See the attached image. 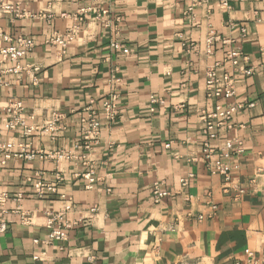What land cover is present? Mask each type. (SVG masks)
I'll use <instances>...</instances> for the list:
<instances>
[{"label": "crops", "instance_id": "obj_1", "mask_svg": "<svg viewBox=\"0 0 264 264\" xmlns=\"http://www.w3.org/2000/svg\"><path fill=\"white\" fill-rule=\"evenodd\" d=\"M9 1L20 3L26 14H0V28L34 40L22 62L36 63L40 72L36 84L25 74H4L0 107L22 101L33 125L52 111L66 117L50 139L40 132L26 138L20 129L8 131L7 117L1 116L0 139L30 141L34 149H66L78 158L59 165L11 159L1 168L0 190L10 197L22 192V210L33 217L30 224L21 223L12 212L15 203L8 201L0 264H249L248 252L256 264H264V0H230L229 8L210 0L192 11L187 10L191 0H111V16L120 17L116 37L88 18L66 48L44 39L64 32L72 20L62 14L88 0ZM211 31L218 38L209 47ZM112 39L119 49L111 48ZM229 49L253 68L250 75L235 76L234 99L254 105L240 110L232 128L220 130L213 141L222 152L225 139L242 142V153L224 157L238 166L224 191L221 177L209 174L201 155L198 116L201 109L225 102L206 97L205 72L214 63L219 75L230 71L223 61ZM12 66L7 61L0 68ZM111 77L117 79L119 113L111 124L102 121L98 142L84 159L97 179L86 188L87 180L77 176L88 170L81 157L86 152L71 111L90 101L98 107L111 89ZM150 95L165 104L151 111ZM56 171L63 177L56 192L36 197L33 181L55 183ZM155 181L170 194L159 203L152 196ZM62 194L76 206L67 217L80 222L60 248L47 242L45 221L46 213L61 209Z\"/></svg>", "mask_w": 264, "mask_h": 264}, {"label": "built area", "instance_id": "obj_2", "mask_svg": "<svg viewBox=\"0 0 264 264\" xmlns=\"http://www.w3.org/2000/svg\"><path fill=\"white\" fill-rule=\"evenodd\" d=\"M89 4L76 9L71 13H63L62 16L72 20L70 26L64 32H53L44 39V43L52 46H60L66 48L76 38L79 29L88 18H92L100 22V24L108 29L112 35L116 37L118 30L119 16L112 17L110 12L111 0H88ZM210 0H191L188 11H192L195 6L209 2ZM219 4L225 8H229L230 0H218ZM0 14L11 15L12 17H22L26 11L18 2H11L9 0H0ZM46 18L51 20V14ZM244 32V29H242ZM218 37L211 31L207 38V44L210 47L214 39ZM226 43V41H224ZM35 46V42L31 37L15 34L11 35L4 32L0 28V66L2 63L10 61L13 63L12 67L5 70L0 68V85H5L3 75L6 73H14L17 76L27 75L30 77V82L38 83V76L40 66L34 62H22V60L31 53ZM111 48L117 50L121 47L120 43L112 39L110 42ZM210 49V48H209ZM229 65L230 71H224L222 74L217 73V66L219 63H214L206 68L205 78V93L208 99H224V103H218L212 109H201L199 111V119L203 123L202 127V141L200 144V152L205 161L206 169L210 175L221 177L223 190L228 191L230 183L233 180L232 170L237 168V165H232L224 160V157L230 155H237L243 152L242 142L239 139L231 138L224 140V152L220 151L218 147L213 145V141L217 139L218 133L222 129H231L232 120L234 116L245 107H252L253 103H244L235 100L236 82L235 76L238 73L250 75L253 72L252 67H246L247 59L239 51L229 49L225 52L223 60ZM111 89L109 93L100 101L99 106L95 107L94 101H90L85 107L80 110H72L71 114L77 116L80 122V132L83 141V149L85 154L81 155L82 162L87 164L88 170L79 173L87 180L86 188H91L92 184L97 180L93 174V166L85 163L87 153L91 150L92 145L98 142L101 133V124L104 121L106 124H111L119 113V98L120 93L115 86L117 79L111 77ZM150 110L155 109V105H164L165 101L155 95L149 96ZM25 107L20 100L9 102L5 106L0 107V117L6 116L4 127L8 131H16L20 129L22 137H32L34 133L40 132L42 135L54 139L55 132L59 128L60 122L66 117V113L62 111H52L50 116L43 121L41 125H33L27 123V117L24 115ZM31 118V116L29 117ZM167 147L169 145H166ZM78 156L66 149L44 150L34 149L31 147L30 141L14 140L13 137L2 140L0 139V172L1 168L11 159H21L24 161L39 160H53L57 165L62 161H76ZM189 177L191 176L188 175ZM189 177L181 178L182 186L187 185ZM63 177L58 171L55 172V183L45 182L41 180L33 181V193L38 198H43L48 193H55L57 185L61 183ZM242 191L239 190V193ZM170 194L161 189V182L155 181L152 185V196L155 203H159L164 197ZM24 195L18 192L13 197L5 191L0 190V233L7 230V221L5 215L9 212L8 201L11 199L15 203V208L12 212L19 215V220L23 224H30L32 222V213L22 210V201ZM61 209L46 213L45 226L48 231L47 242H55L60 245L67 240L68 231L80 222V218L70 220L67 215L75 210V204L71 197L62 194ZM213 208H215L213 206ZM95 211V207L91 208ZM202 219V215L198 216ZM37 242V240H34ZM249 264H256L253 261L252 253L248 252Z\"/></svg>", "mask_w": 264, "mask_h": 264}]
</instances>
